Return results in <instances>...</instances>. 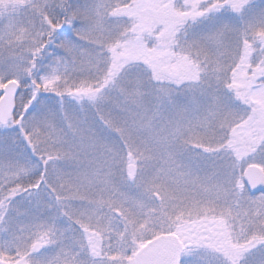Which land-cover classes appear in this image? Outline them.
<instances>
[{
	"label": "snow or ice",
	"instance_id": "obj_1",
	"mask_svg": "<svg viewBox=\"0 0 264 264\" xmlns=\"http://www.w3.org/2000/svg\"><path fill=\"white\" fill-rule=\"evenodd\" d=\"M0 264H264V0H0Z\"/></svg>",
	"mask_w": 264,
	"mask_h": 264
}]
</instances>
